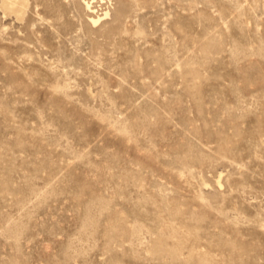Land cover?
<instances>
[{"label":"rangeland","instance_id":"obj_1","mask_svg":"<svg viewBox=\"0 0 264 264\" xmlns=\"http://www.w3.org/2000/svg\"><path fill=\"white\" fill-rule=\"evenodd\" d=\"M0 264H264V0H0Z\"/></svg>","mask_w":264,"mask_h":264}]
</instances>
